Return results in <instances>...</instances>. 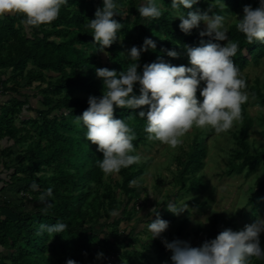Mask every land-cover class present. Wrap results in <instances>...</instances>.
Returning a JSON list of instances; mask_svg holds the SVG:
<instances>
[{
    "label": "trees",
    "instance_id": "obj_1",
    "mask_svg": "<svg viewBox=\"0 0 264 264\" xmlns=\"http://www.w3.org/2000/svg\"><path fill=\"white\" fill-rule=\"evenodd\" d=\"M250 1L224 0L226 7H221L212 0H200L191 10L208 11L211 5L213 11L230 17ZM102 3L103 0H68L55 21L39 27L26 26L18 14L0 19V163L3 165L0 168V194L3 193L0 195V264H66L68 259L88 264L98 251L104 256L100 264H156L154 258L157 264H172V254L161 241L155 240L153 254H148L146 243L141 244L144 251L136 256L123 250L130 244L141 243L136 239L138 224L155 219L151 214L155 201L151 202V198L146 201L150 212L147 211L144 219L136 217L143 193L138 191L140 179L152 160L121 169L120 180L112 178L113 183H108L98 164L103 155L96 150V145L86 140L87 129L82 123H75V117L87 109L90 96L103 94V82L96 76V69L126 71L132 63L125 58L128 50L132 46L140 47L146 37L156 42V48L142 53L137 69L141 74L144 65L155 62L158 57L171 65L190 66L183 49L199 46L202 38L197 29L190 35L179 29L180 20L173 18L171 0H161L162 16L150 23L137 11L141 0H117L123 12L114 18L122 24V29L117 42L100 51L87 24L95 18ZM258 6L259 0H255L254 9ZM124 12L127 16H123ZM228 31L229 38L239 45L233 60L241 75L252 65H260L264 59V43L249 44L236 23ZM168 49L180 53L179 58L168 57L165 52ZM248 89L249 97L264 106L260 80L256 79ZM134 92L139 94V85ZM197 98L202 99L199 91ZM35 102L42 108L37 109ZM247 105L248 101L242 106V127L236 135L232 162L225 173L229 176H251L259 169L264 171V149L252 152L250 137L254 123ZM140 110H114V117L125 120L135 132L136 151L149 148L155 141L147 139L146 121L135 115ZM24 112L31 115L17 126ZM261 120L264 126V117ZM213 132L198 131L189 154L179 159L181 170L175 183L178 191L190 194L207 188L204 177L198 173L205 166ZM132 180L137 184L130 185ZM34 183L38 188L32 187ZM256 186L242 210L250 208L247 215L242 213L244 218H257L264 210V178ZM49 187L53 192L48 198L52 206L46 208L40 197ZM5 194L13 199L10 201ZM164 204L156 209L170 225L172 221L161 213ZM218 219L215 215L204 241L216 238L225 229L244 228L233 216ZM57 221L67 224V230L57 235L41 231L40 225ZM187 222L183 220L179 225L176 239ZM251 264H264V259L253 258Z\"/></svg>",
    "mask_w": 264,
    "mask_h": 264
},
{
    "label": "clouds",
    "instance_id": "obj_2",
    "mask_svg": "<svg viewBox=\"0 0 264 264\" xmlns=\"http://www.w3.org/2000/svg\"><path fill=\"white\" fill-rule=\"evenodd\" d=\"M199 2L171 0L170 5L173 18L180 20L178 27L184 34L190 35L193 29L204 25L199 31L202 38L199 46L183 49L190 66L171 65L158 57L155 62L144 65L141 74L137 69L142 53L156 48V42L146 37L140 47L132 46L128 50L125 58L132 63L126 71L96 69V76L103 82V94L88 98L87 109L75 117V123L83 124L87 129L86 140L102 153L98 164L105 175L119 174L121 169L140 160L139 155L134 154L135 132L125 120L114 117L115 109H141L135 115L146 121L147 139L172 148L180 145L185 134L194 127L221 134L241 120L242 106L248 101L249 93L246 80L233 60L239 45L229 38L225 16L213 11L211 5L208 11L191 10ZM212 3L226 7L224 0H212ZM67 4L68 0H0V19L18 14L26 26L39 27L55 21ZM137 11L148 23L158 20L163 13L161 0H141ZM122 12L117 0H103L95 18L88 21L87 27L100 51L117 42L122 24L114 17L122 16ZM123 16H127V12ZM236 28L249 44L264 43V0H259L255 9L251 5L244 6L243 17L237 20ZM204 37L209 39L205 41ZM224 41L227 43H220ZM165 52L170 58L180 56L174 49ZM137 85L138 95L134 92ZM198 91L202 99L197 98ZM129 183L136 185L137 181ZM32 187L36 189L38 185L34 183ZM52 195L49 187L40 197L46 208L52 206L48 200ZM165 204L167 211L177 217L188 209L187 203L178 204L174 199ZM151 214L155 219L146 222L147 230L152 239H157L168 230L169 222L161 218L156 208L151 209ZM40 228L57 235L66 231L68 225L57 221L52 225L42 224ZM262 233L264 218L257 217L243 229H225L199 247L180 239L168 241L165 238L161 243L171 252L172 264H251L253 258L264 259ZM102 257L103 253H99L97 258ZM66 264L77 262L68 259Z\"/></svg>",
    "mask_w": 264,
    "mask_h": 264
},
{
    "label": "rangeland",
    "instance_id": "obj_3",
    "mask_svg": "<svg viewBox=\"0 0 264 264\" xmlns=\"http://www.w3.org/2000/svg\"><path fill=\"white\" fill-rule=\"evenodd\" d=\"M251 5L254 9L255 0H252L247 3ZM246 5L241 7L240 12L237 15H231L230 17H225V23L227 28L232 24L237 23V20L240 16H243V8ZM204 28V25L201 24L200 28L197 31H201ZM221 44H226L227 42H220ZM243 78L247 79V92L251 94L248 89L251 87L256 79L260 80L262 90H264V59L261 61L258 66L249 67L245 73L242 75ZM35 107L37 109L42 108L39 102H35ZM247 112L250 117L253 118V127L251 129L250 142L252 145V152H260L264 149V136L262 131L264 126L262 124L261 118L264 117V106L258 104V102L249 97ZM31 114H26L21 116V120L17 121V126L20 125V121H25L30 117ZM242 127V116L241 120L236 122L234 127L229 131L221 134L215 132L212 133L210 138L209 151L208 155L205 158V166L202 168L198 175L203 176V182L207 183V188L202 189L199 193L193 192L188 194L186 191H178L179 189L175 185L177 182V174L181 170L179 159L186 157L189 154L190 147L192 146L194 135L198 131H203L204 129L193 128L182 138L183 142L175 148H172L167 145L161 144L159 141H152L149 148L141 147L139 150L135 151V154L139 155V163H143L147 159H151L152 162L149 167L146 168L145 174L140 179V188L139 192H143L140 203L137 205L136 209L140 212L136 217L144 219L145 214L150 212L147 206V199L151 198L150 201H155V206L158 207L161 203H166L170 199H174L178 204L187 203L188 209L181 214L180 216L169 215L166 204L162 205L163 208L162 214L167 215L168 219L172 221L169 225L168 230L162 234L160 238L152 239V235L147 230V224H138L136 239L141 243L130 244L127 247H124L125 252L134 253V256L138 252H143L141 249V244L147 245L148 254H153L155 252V247L152 245L156 241H161L162 239H167L172 241L176 239L178 235V227L183 220H187V224L180 235V240L188 241L192 247H199L197 245L199 242L204 241L207 232L211 228L212 220L215 215L218 220H221L223 217L233 216L241 227H244L247 224H251L255 221L256 218H244L243 215L250 213V208L242 211L246 206L248 201L249 194L252 189H257L256 184L261 182V179L264 178V171L259 169L257 173L252 174L251 176L244 175H226L225 173L229 169V164L231 161V155L233 150L236 148V135ZM211 130V129H208ZM4 146V143H2ZM2 163H0V168H2ZM107 182L111 183L112 178L120 180L118 174L116 175H106ZM110 179V180H109ZM113 183V182H112ZM0 195H3L0 194ZM10 201L13 199V196L9 197L4 195ZM194 203V204H191ZM144 204V205H143ZM140 205H143L140 210ZM152 208V209H153ZM144 211V212H143ZM9 214V212H6ZM264 218V210L260 216ZM136 221V220H135ZM135 223H131V226ZM128 225H123L121 231L125 230ZM201 228V232L199 231ZM199 233V234H198ZM261 247L264 248V233L260 236ZM152 241V242H150ZM156 243V242H155ZM98 250V247H94ZM1 251V249H0ZM96 257L93 261H88V264H100L103 263L102 258ZM155 255V254H154ZM153 255V256H154ZM104 257V256H103ZM154 262L157 264V258H154Z\"/></svg>",
    "mask_w": 264,
    "mask_h": 264
},
{
    "label": "built area",
    "instance_id": "obj_4",
    "mask_svg": "<svg viewBox=\"0 0 264 264\" xmlns=\"http://www.w3.org/2000/svg\"><path fill=\"white\" fill-rule=\"evenodd\" d=\"M108 264H112V262H109Z\"/></svg>",
    "mask_w": 264,
    "mask_h": 264
},
{
    "label": "crops",
    "instance_id": "obj_5",
    "mask_svg": "<svg viewBox=\"0 0 264 264\" xmlns=\"http://www.w3.org/2000/svg\"><path fill=\"white\" fill-rule=\"evenodd\" d=\"M2 105V103L0 102V106Z\"/></svg>",
    "mask_w": 264,
    "mask_h": 264
}]
</instances>
